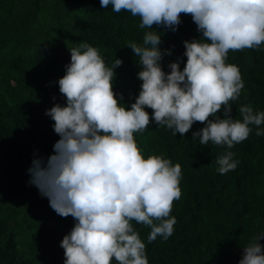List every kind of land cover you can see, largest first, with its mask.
Instances as JSON below:
<instances>
[{
    "label": "clouds",
    "instance_id": "obj_1",
    "mask_svg": "<svg viewBox=\"0 0 264 264\" xmlns=\"http://www.w3.org/2000/svg\"><path fill=\"white\" fill-rule=\"evenodd\" d=\"M109 5L139 17V28L149 29L142 44L127 46L141 68L139 95L130 109L120 103L122 94L117 99L113 81L121 59L109 67L85 41L68 48L70 63L58 80L66 104L45 112L59 139L46 160L34 153L27 170L29 184L56 214L75 221L60 244L64 264H148L133 221L150 228L148 243L173 234L176 218L170 214L181 197V166L158 155L144 157L134 134L144 132L150 120L182 137L199 122L205 126L192 140L226 149L245 141L250 126L264 136V111L241 105L242 119L233 117L230 101L238 100L244 83L239 68L225 62L230 50H257L264 43V0H100L101 8ZM181 14L191 15L201 37L183 42V70L178 60L166 73L161 62L172 52L161 50L162 35L153 25L177 31ZM238 163L226 150L216 159L217 172L226 174ZM261 239L264 234L243 248L239 264H264Z\"/></svg>",
    "mask_w": 264,
    "mask_h": 264
},
{
    "label": "trees",
    "instance_id": "obj_2",
    "mask_svg": "<svg viewBox=\"0 0 264 264\" xmlns=\"http://www.w3.org/2000/svg\"><path fill=\"white\" fill-rule=\"evenodd\" d=\"M180 19L174 32L153 25L162 35L161 50L172 52L161 62L166 73L178 60L183 70V42L201 37L191 15ZM139 24L130 12L101 8L100 0H0V264H64L60 244L75 221L56 214L29 184L27 171L34 153L46 160L59 139L45 112L66 104L58 80L70 63L68 48L82 41L97 48L109 67L116 58L123 61L115 69L113 90L130 109L142 81L138 58L127 46L142 44L149 31ZM225 62L239 68L244 83L238 100L230 101L233 117L242 119L241 105L264 111V43L257 50H230ZM145 111L151 118L152 110ZM204 126L194 123L182 137L150 120L144 132L134 134L145 158L158 155L181 166V197L170 214L176 218L173 234L148 243L150 228L132 222L146 245L148 264H239L243 248L264 234V136L250 126L249 137L231 149L201 145L192 133ZM226 150L239 163L221 175L216 159Z\"/></svg>",
    "mask_w": 264,
    "mask_h": 264
}]
</instances>
